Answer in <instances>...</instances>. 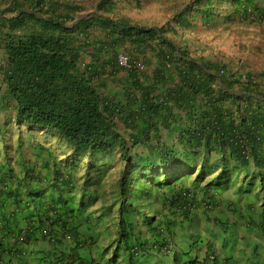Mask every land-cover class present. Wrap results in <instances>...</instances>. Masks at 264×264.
I'll use <instances>...</instances> for the list:
<instances>
[{"label": "trees", "instance_id": "obj_1", "mask_svg": "<svg viewBox=\"0 0 264 264\" xmlns=\"http://www.w3.org/2000/svg\"><path fill=\"white\" fill-rule=\"evenodd\" d=\"M120 1L0 0V264H101L80 244L124 264L264 256V63L240 41L264 0H179L154 26Z\"/></svg>", "mask_w": 264, "mask_h": 264}, {"label": "clouds", "instance_id": "obj_2", "mask_svg": "<svg viewBox=\"0 0 264 264\" xmlns=\"http://www.w3.org/2000/svg\"><path fill=\"white\" fill-rule=\"evenodd\" d=\"M78 6H82L81 8L85 10L82 14H87L90 12L94 4L97 0H71ZM125 0H121L120 2H124ZM163 0H142V5L140 10H129L127 15L135 22L138 23H147L151 26H154L155 22H158V15L154 11V9H163L165 7H168L161 18L166 17V13L170 14L172 13V10L174 8V5L179 0H167L166 4L162 3ZM228 6H222L221 11L225 13V9H227ZM148 9H150L152 12H150ZM229 12H231V9L229 8ZM257 28L259 30H263L264 32V19L261 21L260 24L253 25L251 27H248L247 30L249 32V29ZM209 33V32H208ZM221 54H226L224 52H218ZM124 60V63H122V60ZM117 63L121 67H128V56L121 52L117 57ZM240 238H234L231 240H235L236 242L239 241ZM18 243V251H20L21 248L25 245L24 240L17 241ZM215 249L212 254L207 256L208 263L206 264H229L228 261L225 258L226 252H229L232 248H234L233 245H231L230 241L225 243L224 245L220 244H214L213 246ZM76 251L82 259H84L86 262L92 261V260H98L101 262V264H124V261L122 259H119V255L115 252V249L108 248V247H97L93 245H86V244H80L76 246ZM206 251V247H202V254ZM26 264H45V259L38 255L34 258H26ZM240 264H264V256H258V254L252 250L250 247Z\"/></svg>", "mask_w": 264, "mask_h": 264}, {"label": "rangeland", "instance_id": "obj_3", "mask_svg": "<svg viewBox=\"0 0 264 264\" xmlns=\"http://www.w3.org/2000/svg\"><path fill=\"white\" fill-rule=\"evenodd\" d=\"M170 1V0H169ZM167 0H163L162 3L166 4ZM219 31L215 32H207V33H199V36L203 38L206 41H209V44H212L213 48L217 50L218 52H224V53H230L232 58L235 56H238L240 52L237 50V45H234V42L228 35L224 36H218ZM234 36H240V34L237 35V33L234 34ZM241 44L247 45L248 48L255 49L256 46L260 45V51H256L254 55L246 54L245 56L248 58V62L258 65L260 63H264V32L263 30H259L257 28L249 29V32L247 33V36L242 39L240 37ZM239 41V43H240ZM259 42V43H257ZM259 44V45H257ZM262 46V47H261ZM236 58V57H235Z\"/></svg>", "mask_w": 264, "mask_h": 264}, {"label": "built area", "instance_id": "obj_4", "mask_svg": "<svg viewBox=\"0 0 264 264\" xmlns=\"http://www.w3.org/2000/svg\"><path fill=\"white\" fill-rule=\"evenodd\" d=\"M122 60V63H124V60L123 59H121Z\"/></svg>", "mask_w": 264, "mask_h": 264}]
</instances>
